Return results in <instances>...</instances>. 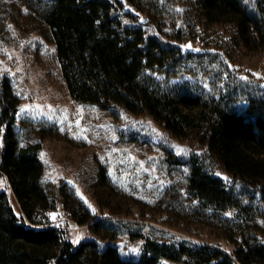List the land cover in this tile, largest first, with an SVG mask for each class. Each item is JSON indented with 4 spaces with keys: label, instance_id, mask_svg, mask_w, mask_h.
Returning a JSON list of instances; mask_svg holds the SVG:
<instances>
[{
    "label": "trees",
    "instance_id": "obj_1",
    "mask_svg": "<svg viewBox=\"0 0 264 264\" xmlns=\"http://www.w3.org/2000/svg\"><path fill=\"white\" fill-rule=\"evenodd\" d=\"M22 1L49 28L74 101L148 116L171 139L194 142L169 158L188 173L184 191L165 199L186 223L224 229L225 243L69 209L94 235L145 240L138 259L102 247L108 238L76 244L49 220L59 196L44 180L43 145L21 146L19 98L4 83L0 176L9 186L0 191V264H264V83L242 72L245 59L264 55V0H127L144 20L122 0Z\"/></svg>",
    "mask_w": 264,
    "mask_h": 264
},
{
    "label": "rangeland",
    "instance_id": "obj_2",
    "mask_svg": "<svg viewBox=\"0 0 264 264\" xmlns=\"http://www.w3.org/2000/svg\"><path fill=\"white\" fill-rule=\"evenodd\" d=\"M122 1L125 10L145 19ZM188 42L191 50L203 49L201 42L184 45ZM242 72L264 83V55L245 59ZM4 83L19 98L14 129L21 146L43 145L44 180L59 196L49 220L71 230L76 244L108 238L99 241L102 247L116 245L124 259H138L145 240L128 235L111 240L113 234L107 230L94 235L88 226L71 220L69 209L90 211L98 219L155 225L198 242L225 243L219 238L224 229L186 223V214L170 208L165 199L173 190L184 191L188 173V166L172 165L169 158L190 153L194 142L171 139L148 116L115 114L74 101L49 28L22 0H0V110ZM8 186L0 176V191Z\"/></svg>",
    "mask_w": 264,
    "mask_h": 264
},
{
    "label": "built area",
    "instance_id": "obj_3",
    "mask_svg": "<svg viewBox=\"0 0 264 264\" xmlns=\"http://www.w3.org/2000/svg\"><path fill=\"white\" fill-rule=\"evenodd\" d=\"M185 45H187L188 47H190V46H191V43H190V42H188V43H186Z\"/></svg>",
    "mask_w": 264,
    "mask_h": 264
},
{
    "label": "snow or ice",
    "instance_id": "obj_4",
    "mask_svg": "<svg viewBox=\"0 0 264 264\" xmlns=\"http://www.w3.org/2000/svg\"><path fill=\"white\" fill-rule=\"evenodd\" d=\"M55 217L53 216V219H54Z\"/></svg>",
    "mask_w": 264,
    "mask_h": 264
}]
</instances>
